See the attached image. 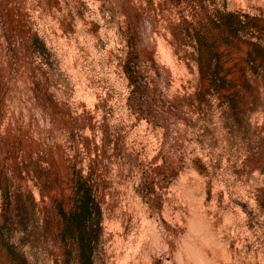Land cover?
Listing matches in <instances>:
<instances>
[{"label":"rangeland","instance_id":"374dc122","mask_svg":"<svg viewBox=\"0 0 264 264\" xmlns=\"http://www.w3.org/2000/svg\"><path fill=\"white\" fill-rule=\"evenodd\" d=\"M264 264V0H0V264Z\"/></svg>","mask_w":264,"mask_h":264},{"label":"trees","instance_id":"16d2710c","mask_svg":"<svg viewBox=\"0 0 264 264\" xmlns=\"http://www.w3.org/2000/svg\"><path fill=\"white\" fill-rule=\"evenodd\" d=\"M87 261H88L89 264H92V263H91L90 256L87 257Z\"/></svg>","mask_w":264,"mask_h":264}]
</instances>
